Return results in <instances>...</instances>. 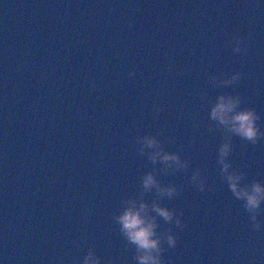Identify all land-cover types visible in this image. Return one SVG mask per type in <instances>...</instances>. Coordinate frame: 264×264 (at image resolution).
Instances as JSON below:
<instances>
[{
  "label": "water",
  "instance_id": "water-1",
  "mask_svg": "<svg viewBox=\"0 0 264 264\" xmlns=\"http://www.w3.org/2000/svg\"><path fill=\"white\" fill-rule=\"evenodd\" d=\"M0 264H264V0H0Z\"/></svg>",
  "mask_w": 264,
  "mask_h": 264
}]
</instances>
